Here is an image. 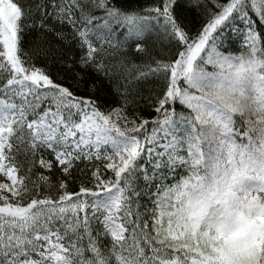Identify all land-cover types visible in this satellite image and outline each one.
I'll return each mask as SVG.
<instances>
[{
	"label": "snow or ice",
	"instance_id": "snow-or-ice-1",
	"mask_svg": "<svg viewBox=\"0 0 264 264\" xmlns=\"http://www.w3.org/2000/svg\"><path fill=\"white\" fill-rule=\"evenodd\" d=\"M0 264H264V0H0Z\"/></svg>",
	"mask_w": 264,
	"mask_h": 264
}]
</instances>
